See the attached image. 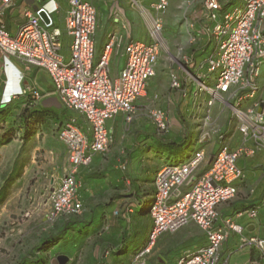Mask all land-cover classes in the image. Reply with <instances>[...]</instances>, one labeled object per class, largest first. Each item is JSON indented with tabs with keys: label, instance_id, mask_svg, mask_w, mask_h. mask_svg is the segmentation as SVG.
Masks as SVG:
<instances>
[{
	"label": "built area",
	"instance_id": "2783aa9c",
	"mask_svg": "<svg viewBox=\"0 0 264 264\" xmlns=\"http://www.w3.org/2000/svg\"><path fill=\"white\" fill-rule=\"evenodd\" d=\"M169 1L157 0L146 6L140 0H129L143 21L149 40H131L124 46V66L112 78L107 53L116 38L110 35L104 53L94 60L97 19L96 8L90 2L66 0L63 21L69 43L65 58L60 53L62 29L55 26L53 18L59 11L55 0H31V5L23 9L25 20L15 34L6 29L4 16L17 0H0V57L8 62L15 58L25 69L45 70L52 93L66 108L78 112L87 121L82 126L71 118L56 130L57 139L66 146L68 163L58 185L49 192L48 219L83 212L76 174L91 164L96 153L107 150L112 140L111 130L106 126L108 119L119 113H125L128 121L133 118L134 102L155 74L160 53H168L160 14ZM203 4V17L210 23L203 26L209 48L201 62L180 53L179 49V66L185 81L192 86L194 97L204 98L197 142L204 143L215 135L220 145L211 156L203 148H192L183 161L164 163L155 173L149 208V244L161 233L177 231L189 222L198 224L206 234L205 245L184 252L174 264L225 263L220 247L229 230L241 233L242 227L230 219L216 226L217 207L235 198L236 182L245 178L237 160L264 151V85L258 82L264 64V0H240L231 10L224 8L220 0H204ZM17 77L22 80L23 74L19 72ZM171 80L172 87H180L176 75L172 74ZM21 97L23 105L34 106L42 94L37 88L21 87L18 94L0 96V112ZM216 105L229 112L240 134L236 146H230L225 141L226 133L213 125L216 123L211 118ZM148 116L159 131L168 130L167 115L162 109H151ZM242 213L255 217L258 209L249 208L238 215ZM241 246L264 252V239L243 238ZM148 252V247L137 251L131 264H147ZM67 260L78 264L75 257Z\"/></svg>",
	"mask_w": 264,
	"mask_h": 264
},
{
	"label": "crops",
	"instance_id": "0c3cea01",
	"mask_svg": "<svg viewBox=\"0 0 264 264\" xmlns=\"http://www.w3.org/2000/svg\"><path fill=\"white\" fill-rule=\"evenodd\" d=\"M55 1L59 6V11L55 13L63 22L58 27L66 37L63 21L66 0ZM85 1L96 8L97 24L93 35L94 60H99L104 53L109 36L114 35L116 38L115 45L107 53L109 74L115 78L125 63L124 46L131 40L148 41L146 28L138 13L131 8L129 0ZM140 1L149 6L157 0ZM203 1L170 0L165 11L160 14L163 22L162 33H168L167 38L165 37L167 49L171 47L176 51L168 50V53L165 51L160 53L155 74L147 80L142 95L134 102L133 118L128 121L125 113H119L108 119L106 126L111 130L112 140L107 150L96 153L89 166L78 170L76 177L79 182V193L85 207V213L81 215L83 217L78 216V218L83 220H71L75 218L72 215L57 219L54 224L59 230L50 231V236L56 239V243L47 251L41 250V247L37 248L38 253L40 251L48 254V262L31 260L30 264H54V261L59 264L57 257L68 255L61 250L65 244L73 245L74 257L78 260V264H131L136 252L144 247L149 248L146 254L147 264H174L184 252L207 243L205 231L195 222H189L177 231L163 232L152 244H149L151 217L142 220L141 226L138 222L141 216L135 212L137 205L135 206L130 199L133 197L138 200L143 194L154 189L155 173L167 163L168 159L163 157L165 151L158 150L160 146L162 150L167 146L176 148L184 140L189 141L187 137L192 135L191 140H194L186 150V156L190 155L192 148L197 147L203 148L211 156L220 145L215 135L204 143L197 142L201 133L199 121L204 116V98L194 97L192 86L185 81L179 66V49H181L180 53L192 57L196 62H201L209 48L208 36L204 33L203 26L210 23L203 17ZM220 2L224 8H229L232 4L240 3V0H220ZM27 5H31V0H17L16 4L7 10L4 24L11 34H15L23 24L25 20L23 9ZM183 10L187 13L185 14ZM183 19L185 23H182ZM172 24L178 32L177 35H170ZM9 61L11 63L0 57V96L5 84L4 71H9L11 86L16 87L18 85L16 70L19 69L23 74L20 87L37 88L42 94L40 106L39 103L36 105V109L41 110L44 115L38 133L51 136L60 145L62 142L57 139L56 130L64 122L75 118L77 121L80 120L78 122L80 125L86 126L87 121L78 112L66 108L52 93L51 80L45 70L35 67L25 69L15 58ZM172 74L177 76L180 87H172ZM45 77L47 84H43ZM258 82L264 85V64ZM23 101L22 97L16 98L3 110L13 103L21 107ZM154 108L162 109L166 113L168 122L166 132L159 131L149 118V111ZM211 119L216 123L213 124L214 126L226 133L225 141L230 146H236L240 142V134L235 130L227 110L219 105L214 106ZM47 144L51 146L52 142L47 141L45 145ZM64 148L66 149L65 145ZM51 151L56 154L54 148H51ZM170 157L173 156L169 155ZM237 165L244 170L245 178L236 182L235 198L218 205V219L215 225H222L226 219H230L242 227V232L229 230L219 253L222 260H225L224 264H264V252L254 247L241 246L243 238L264 239V201L262 202L264 151H258L250 157L239 158ZM59 167L51 174L52 187L58 185L62 175L63 168ZM95 187L99 196L93 201L90 195ZM128 196L130 198H127ZM253 207L258 209L257 216L250 217L246 213L238 215L239 212ZM105 208H107L105 211H101ZM91 209L92 211L98 209L99 212L89 218L86 213ZM65 220L64 225L62 222ZM88 243L89 245H86ZM54 251L57 252L53 257Z\"/></svg>",
	"mask_w": 264,
	"mask_h": 264
},
{
	"label": "rangeland",
	"instance_id": "374dc122",
	"mask_svg": "<svg viewBox=\"0 0 264 264\" xmlns=\"http://www.w3.org/2000/svg\"><path fill=\"white\" fill-rule=\"evenodd\" d=\"M237 5L232 4L228 10L234 9ZM184 13L187 12L184 11ZM53 18L55 26L62 25L63 22L57 13L53 15ZM182 23H185L184 19ZM171 27L173 28L170 30V35H177L178 32L174 29V24ZM167 36L168 33L163 36L166 47L168 46L165 39ZM168 50L176 51L171 47ZM60 53L67 58L68 37H64L63 33ZM46 79L45 77L43 84H47ZM38 106H40V101ZM24 114L25 112L17 107L11 108L9 112L0 116V264H30L31 260L39 259L47 263L48 254L40 251L38 253L37 248L41 247L42 242L53 238L50 236V231L54 232L58 228L54 224L56 220L67 216H59L56 219L47 217L48 195L52 189L51 174L53 171H57L59 166L63 168L68 163L66 149L62 143L59 145L51 136L38 133L39 130L23 139L20 128L23 125ZM47 141L52 142L51 146L45 145ZM51 148H54L57 155L53 154ZM163 157L164 159L168 158L167 163L175 162L173 157L169 158L167 152ZM79 195L81 196L80 193ZM98 196L99 193L95 187L90 198L93 197L92 199L95 201ZM130 199L135 203V206L139 204L138 200L133 197ZM82 204L83 212L79 215L72 214L75 218L71 220H83L78 218V216L83 217L81 215L85 213L83 201ZM106 209H101V211ZM98 212V209L94 211L91 209L86 215L90 218L97 215ZM142 220H146V218H139L138 222L141 226ZM62 223L65 225L66 220ZM89 240L91 241V239ZM61 250L68 254L66 257L69 259L75 255L71 244H65ZM56 252H53V257Z\"/></svg>",
	"mask_w": 264,
	"mask_h": 264
},
{
	"label": "trees",
	"instance_id": "16d2710c",
	"mask_svg": "<svg viewBox=\"0 0 264 264\" xmlns=\"http://www.w3.org/2000/svg\"><path fill=\"white\" fill-rule=\"evenodd\" d=\"M17 107L25 112V114L23 115V118H22L23 125L21 126L20 129L22 130V138L26 139L29 135H33L36 132H38V128L40 125L41 118L44 117V115H43V112L41 110L36 109V105H34V106L33 105H23V106L19 107V106H17V104L13 103L10 105V107L1 111L2 113L0 112L1 113L0 116L2 114L9 112L11 108H17ZM190 136H192V135H190ZM190 136L187 137V139H189V141L184 140L183 143H181L180 145L178 144L179 146L177 145L176 148L173 146H167L164 150H162V146H160L158 150L159 151H165L170 156H173V158L175 159V162L183 161L187 157L186 156L187 153H185L186 150L189 149V146L192 144V142L194 140V139L191 140ZM183 152H184V154H183ZM153 194H154V189L151 192L143 194L142 197H139V199H138L139 204L137 205V208L135 211L136 214H138L139 216L144 217L146 219L148 216H150L149 208H150L151 200H152L151 196ZM148 197H149V200H148ZM67 216H69V215H67ZM149 232H150V230H149ZM148 242H149V236H148ZM55 243H56V239L50 238V240H46V241L41 243V250L47 251ZM38 262L43 263L44 261L39 259Z\"/></svg>",
	"mask_w": 264,
	"mask_h": 264
},
{
	"label": "clouds",
	"instance_id": "9594fccd",
	"mask_svg": "<svg viewBox=\"0 0 264 264\" xmlns=\"http://www.w3.org/2000/svg\"><path fill=\"white\" fill-rule=\"evenodd\" d=\"M5 69H6V67H5ZM19 72L21 73V71L19 69H17L16 70V80L18 82L16 84H18V85L16 87H12L11 86V75H10L9 71H7V70L4 71L5 84H4V88H3L2 94H1V96L3 98H7V97L11 96L12 94H18V92L20 91V89H21L20 84H21L22 80L17 77V74ZM67 262H68V260H67Z\"/></svg>",
	"mask_w": 264,
	"mask_h": 264
},
{
	"label": "water",
	"instance_id": "95a60500",
	"mask_svg": "<svg viewBox=\"0 0 264 264\" xmlns=\"http://www.w3.org/2000/svg\"><path fill=\"white\" fill-rule=\"evenodd\" d=\"M41 15L43 17H45L43 11L41 12ZM261 109H262V105L260 106L259 111H261ZM56 260L59 262V264H64V263L67 262V257H65V256H58ZM54 264H56L55 261H54Z\"/></svg>",
	"mask_w": 264,
	"mask_h": 264
}]
</instances>
